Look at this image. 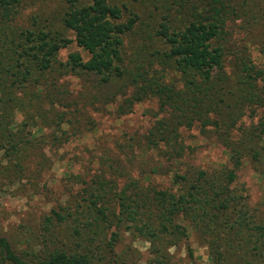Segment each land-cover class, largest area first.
<instances>
[{"label": "rangeland", "instance_id": "obj_1", "mask_svg": "<svg viewBox=\"0 0 264 264\" xmlns=\"http://www.w3.org/2000/svg\"><path fill=\"white\" fill-rule=\"evenodd\" d=\"M87 2L23 0L14 21L17 28L61 34L67 41L53 69L34 72L26 88L15 92L20 106L14 112L15 124L29 126L33 147L20 163L21 173L0 178V238L22 254L43 249V243L73 247L79 241L73 232L91 219L86 208L94 209L96 203L98 210L111 206L117 212L125 193L130 210L121 208L122 223L102 229L100 235L107 233L110 239L114 234L116 264H212L220 216L209 199L216 194V202L228 198L235 214L249 224L264 225V0H220L225 16L216 45L224 50L222 72L228 86L215 89L219 110L197 117L191 127H179L180 157L163 156L165 146L149 144V131L165 114L157 93L137 92L142 85L137 74L145 72L152 82L179 96L189 95L192 71L160 59L167 46L155 33L167 14L184 27L189 11L181 6H194L205 14L210 0H108L123 11L124 21L130 13L139 18L134 31L124 36L126 73L110 83L66 66L72 53H79L83 61L89 58L62 24L71 5ZM250 86L255 96L251 104ZM176 175H186L189 186L199 188L198 194L193 192L199 199L195 207L187 214L171 215V224L184 228L187 238L171 236L167 227V233H160L159 220L168 219V207L159 206L162 216L154 212L162 194L178 193ZM142 196L155 202L146 206L139 201ZM111 208L105 211L108 217ZM65 212L72 214L70 222L56 225L54 215ZM47 218L53 222L49 233L44 230ZM168 241L176 246L168 248ZM0 264H7L1 256Z\"/></svg>", "mask_w": 264, "mask_h": 264}, {"label": "trees", "instance_id": "obj_2", "mask_svg": "<svg viewBox=\"0 0 264 264\" xmlns=\"http://www.w3.org/2000/svg\"><path fill=\"white\" fill-rule=\"evenodd\" d=\"M22 2L23 0H0V178L6 179L16 177L22 172L20 163L26 157V152L33 147L32 141L28 139L29 126L25 123L15 124L14 112L20 108L15 92L26 88L34 72L46 73L53 69L57 65L58 52L67 41L61 34L52 36L45 30L34 32L17 28L14 21ZM208 6L210 10L205 14L198 13L194 6L189 10L186 6H181V9L184 7L183 10L189 11L186 17L184 16L185 26L175 24L176 20H169L171 16L167 14L165 22L160 24L155 33L167 46L160 59L171 62L182 71H192L194 79L188 82L189 95L179 96L168 86L152 82V78H147L145 72L137 74V78L142 79L138 93L146 95L155 92L160 96V110L165 117L149 131L148 140L150 145L159 149L162 145L166 147V150L163 147V156H181L179 127H191L197 117L203 118L211 112H216L217 108L219 110L220 105H216L215 101V89L217 86H228L225 82L227 77L222 72L224 50L216 45L222 39L225 12L222 11L220 0H210ZM130 15L131 13L124 21L123 11L111 5L108 0H88L86 4L71 5L62 18L63 27L72 32L76 45L86 52L89 58L83 61L79 53H72L66 66L71 70L93 74L102 83H110L123 77V71L126 73L123 66L124 36L134 31L139 19L135 14ZM242 65L245 70L248 69V64L242 62ZM251 89V86L248 87L247 100L250 104L254 103L255 98ZM241 95L242 93H239V96ZM168 113L170 115L166 118ZM231 123L233 122H230L233 126ZM207 125L206 122L204 126ZM232 156L230 154V157ZM229 180L233 181L232 175ZM173 181L180 187L178 193L168 197L162 194V199L155 200L158 207L149 197L142 196L139 201L146 206L154 203V212L160 216L163 213L159 206H167L170 215L168 219L159 220V227L162 229L160 233H167L168 228L172 229L171 236L178 233L179 237L187 238L184 228L171 224V215H176L177 212L187 214L195 207L199 199H194L193 192L198 194L199 188L194 184L189 186V178L186 175H176ZM216 198L209 199L220 216L216 223L218 229L214 254H211L212 264H264V225L253 222L249 224L246 218H241L231 210L228 198L218 202L215 201ZM127 199L125 193H122L117 212L111 206L98 210L96 203L93 204L94 209L87 207L86 213L91 219L83 226H75L78 228L73 233L79 241L73 247L62 248L63 245L57 247L53 243H43V249L22 254L16 253L5 238H0L1 260L7 264H116L114 234H111L110 239H106L107 233L102 237L100 235L102 229L118 228V224L122 223V218L118 217L119 211L121 208L130 210V206L125 205ZM139 204L137 203V206ZM108 207L113 209L112 217L105 213L110 209ZM54 217L56 225H62L70 222L72 214L58 213ZM131 219L136 220L135 216ZM151 219L158 220L159 216H153ZM46 221L44 230L49 233L53 222L51 218ZM165 221L167 226L162 224ZM71 222L75 223V220ZM205 225L208 227V222ZM149 235L157 236L154 232H149ZM167 245L168 248L175 247L176 242L168 241Z\"/></svg>", "mask_w": 264, "mask_h": 264}]
</instances>
